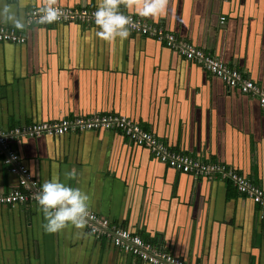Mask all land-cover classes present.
<instances>
[{
  "label": "crops",
  "instance_id": "0c3cea01",
  "mask_svg": "<svg viewBox=\"0 0 264 264\" xmlns=\"http://www.w3.org/2000/svg\"><path fill=\"white\" fill-rule=\"evenodd\" d=\"M45 2L0 0V9L7 6L24 27L0 25L26 37L0 42V129L119 114L172 149L231 167L264 190V114L256 98L228 89L150 37L129 32L103 40L94 22L26 24L29 11ZM120 10L136 15V7ZM144 19L264 87V0H168L164 15ZM8 147L40 185L57 179L80 188L91 211L171 254L195 264H264V221L227 179L177 171L115 130L15 137ZM2 157L0 194L19 180ZM43 223L36 203L0 205V264H148L90 233L87 224L46 233Z\"/></svg>",
  "mask_w": 264,
  "mask_h": 264
},
{
  "label": "built area",
  "instance_id": "2783aa9c",
  "mask_svg": "<svg viewBox=\"0 0 264 264\" xmlns=\"http://www.w3.org/2000/svg\"><path fill=\"white\" fill-rule=\"evenodd\" d=\"M61 10V15L53 23L94 22L96 8L71 7L54 5ZM33 7L26 17V24L37 22L39 9ZM131 17V33L153 38L171 50L177 52L184 59L198 64L203 69L218 78L228 89L252 96L257 99L264 114V87L244 77L241 71L216 56L205 52L186 39H181L159 23H152L134 14L125 13ZM224 20V18H221ZM26 37L15 28L0 25V42L24 43ZM120 131L132 143L143 146L150 154L165 165L194 178L218 175L221 179L229 180L237 191L257 205L258 217L264 221V190L253 181L238 173L236 170L222 163L208 162L198 157L177 151L166 145L152 131L119 114L92 113L79 114L73 117H63L54 121H38L22 124L10 129H0V153L3 154V164L11 173L19 175L18 184L6 193L0 194V205H14L16 203H36V195L41 185L31 176L28 169L20 163L16 151L8 147L15 137H35L46 133L61 136L68 132L90 130ZM87 227L94 235H104L114 247L129 253L148 264H195L194 261L178 257L157 247L140 235L112 224L89 209Z\"/></svg>",
  "mask_w": 264,
  "mask_h": 264
},
{
  "label": "clouds",
  "instance_id": "9594fccd",
  "mask_svg": "<svg viewBox=\"0 0 264 264\" xmlns=\"http://www.w3.org/2000/svg\"><path fill=\"white\" fill-rule=\"evenodd\" d=\"M168 0H142L136 5L135 0H99L94 12V23L98 26L97 37L103 40L115 38L126 39L129 35L131 17L122 12L136 7L139 17H157L165 14ZM61 15V10L54 6V0H46L39 9L37 23L51 24ZM0 20H7L17 28H23L24 23L18 19L7 6L0 9ZM72 175V173H69ZM37 206L42 212L44 221L42 227L46 233H57L66 226L83 229L89 216V196L80 188L68 186L57 179L45 181L35 197Z\"/></svg>",
  "mask_w": 264,
  "mask_h": 264
}]
</instances>
